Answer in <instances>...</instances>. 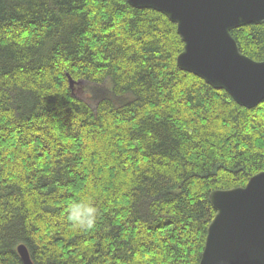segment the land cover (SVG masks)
Instances as JSON below:
<instances>
[{"label":"trees","instance_id":"1","mask_svg":"<svg viewBox=\"0 0 264 264\" xmlns=\"http://www.w3.org/2000/svg\"><path fill=\"white\" fill-rule=\"evenodd\" d=\"M230 33L264 58V23ZM182 48L126 0H0V264L19 244L33 264L199 263L209 193L264 170V100L179 69ZM80 199L91 229L67 219Z\"/></svg>","mask_w":264,"mask_h":264},{"label":"water","instance_id":"2","mask_svg":"<svg viewBox=\"0 0 264 264\" xmlns=\"http://www.w3.org/2000/svg\"><path fill=\"white\" fill-rule=\"evenodd\" d=\"M135 8H151L175 23L183 48L179 69L215 89L227 92L240 106L264 100V58L241 53L230 31L264 23V0H126ZM69 87L76 81L67 74ZM215 210L198 264H264V170L244 186L215 189L208 195ZM16 250L23 264H33L27 248Z\"/></svg>","mask_w":264,"mask_h":264},{"label":"clouds","instance_id":"3","mask_svg":"<svg viewBox=\"0 0 264 264\" xmlns=\"http://www.w3.org/2000/svg\"><path fill=\"white\" fill-rule=\"evenodd\" d=\"M67 219L76 227L87 230L94 227L98 209L89 199H80L71 203L66 211Z\"/></svg>","mask_w":264,"mask_h":264},{"label":"rangeland","instance_id":"4","mask_svg":"<svg viewBox=\"0 0 264 264\" xmlns=\"http://www.w3.org/2000/svg\"><path fill=\"white\" fill-rule=\"evenodd\" d=\"M80 86L83 87V84L81 83ZM83 94H84V93L82 92L81 95H80V97H82Z\"/></svg>","mask_w":264,"mask_h":264}]
</instances>
